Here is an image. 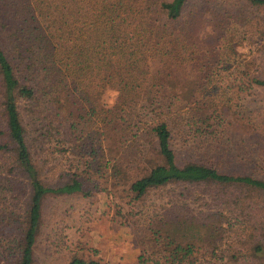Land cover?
<instances>
[{
  "label": "trees",
  "instance_id": "obj_1",
  "mask_svg": "<svg viewBox=\"0 0 264 264\" xmlns=\"http://www.w3.org/2000/svg\"><path fill=\"white\" fill-rule=\"evenodd\" d=\"M263 39L264 0H0V264H33L47 199L77 195L132 264L263 261Z\"/></svg>",
  "mask_w": 264,
  "mask_h": 264
},
{
  "label": "rangeland",
  "instance_id": "obj_2",
  "mask_svg": "<svg viewBox=\"0 0 264 264\" xmlns=\"http://www.w3.org/2000/svg\"><path fill=\"white\" fill-rule=\"evenodd\" d=\"M252 48L253 50L251 49L248 53L253 60L251 68L264 76V39L256 46L253 45ZM258 130L262 135L261 127ZM252 139L255 140L254 137ZM253 145L250 147H255V170L258 175L264 178V138L259 136V142ZM235 147H248V145L244 143ZM181 187L174 186L169 193H174ZM186 201L194 213L208 209L210 203L212 205L208 192L201 193L198 187L189 191ZM95 204V202H90L89 198L79 195L47 199L40 238L34 249L33 264L58 262L60 259L56 260V256L61 257L65 249L66 252L67 249L82 250L92 259L104 264H132L137 252L126 230L111 220V211L107 206L101 208ZM60 229L62 230L63 244L58 238H55L56 232ZM48 237L50 241L52 238L56 239V245L52 244L53 241L48 243ZM261 260L263 261L256 258L249 261L242 259L239 263L264 264V259Z\"/></svg>",
  "mask_w": 264,
  "mask_h": 264
},
{
  "label": "clouds",
  "instance_id": "obj_3",
  "mask_svg": "<svg viewBox=\"0 0 264 264\" xmlns=\"http://www.w3.org/2000/svg\"><path fill=\"white\" fill-rule=\"evenodd\" d=\"M110 100L108 101L109 106H113L116 103V99L119 96V91L118 90H110Z\"/></svg>",
  "mask_w": 264,
  "mask_h": 264
}]
</instances>
